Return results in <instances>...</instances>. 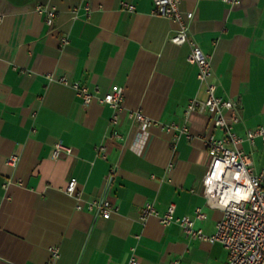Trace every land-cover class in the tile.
Wrapping results in <instances>:
<instances>
[{
    "label": "crops",
    "instance_id": "crops-1",
    "mask_svg": "<svg viewBox=\"0 0 264 264\" xmlns=\"http://www.w3.org/2000/svg\"><path fill=\"white\" fill-rule=\"evenodd\" d=\"M39 6L57 9L53 24ZM181 9L194 12L190 33L211 58L217 95L239 102L234 130L244 136L264 125V0H182ZM0 13V264H128L132 256L141 264H225L220 241L160 220L171 203L177 216L202 207L207 218L196 227L212 235L223 216L202 189L205 136L223 132L209 112H186L208 91L190 46L171 40L178 23L155 13L153 0H0ZM76 82L99 95L122 86L117 122L109 104H85ZM136 111L156 123L143 129ZM57 142L73 153L53 158ZM241 148L264 169L262 138ZM72 177L80 197L65 191ZM104 197L118 208L109 218L88 209ZM147 202L157 214L142 219Z\"/></svg>",
    "mask_w": 264,
    "mask_h": 264
},
{
    "label": "built area",
    "instance_id": "built-area-1",
    "mask_svg": "<svg viewBox=\"0 0 264 264\" xmlns=\"http://www.w3.org/2000/svg\"><path fill=\"white\" fill-rule=\"evenodd\" d=\"M231 5H236L241 0H223ZM154 12L167 18H171L178 23V28L171 40L179 45L187 43L190 46L188 60L198 67V78L207 84L208 96L205 100L192 98L186 107V112L193 110L207 111L214 117V125L223 133L217 136L211 133L205 136L210 162L202 180L203 194L206 203L210 208L220 209L223 212L222 218L217 222V230L212 235L204 233L202 228L196 227L198 220L207 218L202 207H197L195 216H177L176 204L171 203L160 220L168 225L177 222L184 230L193 236H198L211 242L220 241L229 252V258L225 264H264V169L258 171L255 168L251 154L241 148L244 141L255 144L258 137L264 140V125L254 129H248L244 136L239 135L234 130V124L240 120L239 102L233 98H224L217 95L216 84L212 76L213 65L211 58L206 54L198 42L190 33V22L194 18L193 11H182V0H153ZM129 10L134 9L133 4L124 3ZM39 11L45 13L47 24H53L57 9L55 7L39 6ZM0 13V21L3 19ZM67 42V38H63ZM63 82H68L66 77L60 78ZM75 89L79 96L83 98L85 104L90 103L95 98L109 104L113 108L112 121L117 122L118 115L124 110L125 91L120 85L114 84L111 89L103 95L90 86L76 82ZM133 116L138 120L143 129H147L156 120L146 116L141 111H136ZM174 124L168 125V129H173ZM190 137L188 128H184ZM119 136L118 132L113 133ZM104 146H99L98 151L104 154ZM73 153V148L61 142L54 146L52 157L59 158L63 155ZM18 160L16 154L8 158L11 165H15ZM116 172V166L110 167L107 180L110 182ZM65 191L69 195L80 197L82 191L79 189L76 177L70 178ZM82 208V204L77 205ZM88 209L95 210L105 218H109L117 212L116 205L109 198L94 199L88 202ZM152 214H157V210L152 202H147L141 209L140 216L146 219ZM53 255L57 257L59 250L51 248ZM128 264H141L136 256H132ZM173 264H180L175 260Z\"/></svg>",
    "mask_w": 264,
    "mask_h": 264
}]
</instances>
